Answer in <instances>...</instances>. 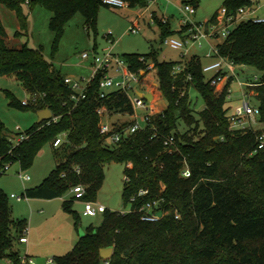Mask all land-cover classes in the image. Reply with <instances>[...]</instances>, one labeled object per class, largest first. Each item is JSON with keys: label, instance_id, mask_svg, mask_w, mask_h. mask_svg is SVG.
Instances as JSON below:
<instances>
[{"label": "trees", "instance_id": "16d2710c", "mask_svg": "<svg viewBox=\"0 0 264 264\" xmlns=\"http://www.w3.org/2000/svg\"><path fill=\"white\" fill-rule=\"evenodd\" d=\"M123 1L129 9H143L151 0ZM102 2L0 0V5L15 14L23 32H17L16 38L27 35L26 9L39 5L49 11V26L57 48L65 26L77 15L83 17L87 29H96ZM191 5L196 8V0ZM243 7L251 4L246 0H224L221 9L236 16ZM218 20L216 13L207 23ZM155 21L162 41L186 30L174 32L170 23L162 24L156 15ZM6 38L0 20V78L13 76L30 96L29 105L24 107L7 93L11 105L34 113L49 110L52 119L21 133L27 136L23 142L11 138L0 121V171L14 164L21 171L29 170L45 146L53 149L55 140L66 135L61 147L53 149L54 169L40 186L25 190L22 197L51 201L82 185L86 189L84 200L96 202L104 182V167L117 163L126 166L124 206L128 207L139 191H148L133 206L162 199L171 211L158 223H145L138 214L120 216L107 211L101 225L89 227L72 252L55 259L57 264H264V150L257 149V136L264 134V23L240 22L218 45L220 56L236 68H253L259 73L258 86L247 90L258 103L261 130H230L227 101L233 78L217 91L211 84L214 77L206 78L197 56L166 62L159 61L153 52L150 58L166 108L152 117L151 127L123 138L117 145L106 144L100 135L96 111L105 108L111 115H131L133 110L126 95L111 92L101 98L100 73L87 87L85 98L75 104L71 100L74 92L65 84V77L41 50L27 44L11 49ZM122 58L134 72L145 67L146 59L141 62L140 55ZM180 64L184 69L175 74L174 69ZM191 89L204 103L199 112L190 99ZM170 137L174 138L176 151L167 150L164 145ZM185 165L189 178L182 177ZM70 203L66 202L64 209L73 215L77 228L79 217ZM25 227V221L12 219L8 198L0 191V260L21 264L14 244ZM108 247H113V253L104 260L100 252Z\"/></svg>", "mask_w": 264, "mask_h": 264}, {"label": "rangeland", "instance_id": "374dc122", "mask_svg": "<svg viewBox=\"0 0 264 264\" xmlns=\"http://www.w3.org/2000/svg\"><path fill=\"white\" fill-rule=\"evenodd\" d=\"M192 2L193 0H157L147 9L113 10L103 6L98 14L96 29H87L83 17L77 15L65 26L64 33L57 43V48H54V34L49 26L52 15L39 5L31 10L26 9L29 23L26 36L15 37L17 32H22L21 28L15 14L2 5H0V20L7 34L5 42L9 48L20 49L23 44H27L29 48L41 50L45 59L53 64L55 70L62 76H69L79 81L83 78L84 80L90 79L88 71L90 65L88 61L82 59V54L91 53L95 51L94 48H97L98 53H102L104 49L113 47V52L120 57L130 54L140 55L146 59L148 64H153L150 58V54L153 52L156 53L159 61H179L180 52L172 50L162 41L159 26L157 23L150 24L149 15L155 13L159 19L162 16L168 18L171 28L177 30L182 18L179 9L186 4L194 7L191 5ZM196 2L195 14L189 18L194 24L203 25L221 10L224 0H196ZM260 4H264V0H261ZM139 15L140 19L137 20ZM133 26L138 30L136 34L129 32L130 27ZM108 33L112 34V43L105 38ZM206 51H208L206 45L200 48L194 46L186 59L196 55L204 67L208 66L214 60H207L204 57ZM234 75L231 95L227 101L229 116L233 115L234 109L240 106L243 100L252 107L258 105L254 97L242 95L238 81L251 80L260 76L259 73L253 68L237 67L234 69ZM205 76L207 79H212L214 72L206 73ZM142 84V86L133 85L136 92L144 94L148 90L153 94L152 103L155 111L164 110L166 103L161 98L158 87L157 89L152 87V84H157L155 68L142 81ZM217 88L218 90L221 89L220 86ZM7 93L21 103L29 100L30 96L13 76L0 78V121L4 124L8 135L15 139L13 134L24 133L37 124V116L32 110L13 107ZM189 95L195 105V110L197 112L203 110L204 103L198 93L191 89ZM139 116H142V113L139 112ZM102 121L108 125L126 127L131 124L132 119L129 115H111L109 118L104 117ZM252 129L254 131L262 129L258 119L252 124ZM106 144L109 145L108 142ZM53 149L50 146H45L29 170L21 171L19 165L14 164L0 176V191L8 198L12 219L15 221L25 219L28 230L34 228L40 234L42 242L40 249L47 256L30 257L34 264H37L38 259L46 264L50 259L55 260L69 254L89 227L97 228L102 223V215L84 216L83 203L73 200L71 190L61 199L51 201L33 200L30 203V200L22 197L25 190L40 186L54 169L56 161L53 156ZM125 168V165L117 163H110L104 167V182L97 194L96 203L103 205L113 213L128 209L124 206L123 201ZM19 174L28 175L30 181L22 183ZM11 195L21 197L20 201L11 199ZM66 202H71V210L79 217L77 228L73 215L64 209ZM41 209H43V213H39ZM31 215H34L32 221L30 220ZM12 233L14 235V231ZM60 247H64L63 251L58 250ZM14 249L18 251L20 257L23 258L26 255L25 246L18 242H15ZM4 264L7 263L4 262Z\"/></svg>", "mask_w": 264, "mask_h": 264}, {"label": "built area", "instance_id": "2783aa9c", "mask_svg": "<svg viewBox=\"0 0 264 264\" xmlns=\"http://www.w3.org/2000/svg\"><path fill=\"white\" fill-rule=\"evenodd\" d=\"M157 0H151L147 6L150 7L151 4H155ZM251 4V6L256 2V0H246ZM104 7L113 9V10H123L128 9L129 6L123 0H103L102 2ZM146 8V9H147ZM251 7H243L237 11L236 16H229L225 9H221L218 12L219 20L217 23L209 24L205 23L203 25L194 24L189 16L195 14L194 7L190 5H184L181 7L180 13L182 18L180 20V26L183 29H186L184 35L181 39H176L173 37L165 39L164 43L169 46L172 50L180 52V60L184 61L188 56L189 52L192 50V47H202L207 45L209 50L205 55L206 58H212L214 60L208 66L203 67V72L209 73L214 72V78L211 81V84L216 87H219L222 84H226L230 78L235 79L234 69L236 68L233 63L222 58L219 54L218 45L222 44L230 35L234 26L243 21H252L256 24L264 23V19L260 18H251L248 15V11ZM140 17H137V20ZM150 24H156L155 14L151 13L149 15ZM160 22L164 25L169 23V19L162 16ZM129 32L136 34L138 32L137 28L130 27ZM106 40H109L112 43V34L108 33L105 36ZM215 43V44H213ZM82 59L84 61L91 60V76L90 79L84 80L81 79L76 81L72 78L66 77L64 82L70 87L74 92L71 96V100L77 104L85 98V93L87 87L90 83L98 76L102 74V80L99 84L100 86V97L104 98L111 92H120L126 95L132 106V114L129 117L132 119V122L129 126L126 127H117L115 125H108L103 123V118H109L111 114L105 108L97 109L96 113L100 119L99 129L100 135L103 139L111 145H117L122 141L123 138L131 136L137 132L144 131L145 129L151 127V119L158 112L155 111L154 104L144 100L138 96L139 92H136V89L133 85L142 86V81L149 76V74L154 70V64L145 63V67L137 72H134L130 69L129 65L124 61V59L113 52L112 48H107L102 51V53L91 52L83 53ZM144 61L143 58L140 60ZM184 67L182 64L178 65L174 69V73H180L183 71ZM225 74L224 76H218L219 74ZM153 85V84H152ZM238 85L241 89L247 90L251 87L258 86V78L254 77L251 81H238ZM153 87V86H152ZM143 94V93H142ZM144 94H151L146 92ZM152 100H153V94ZM231 95V89L228 90V99ZM245 97H251L250 93L243 94ZM24 107L29 105L28 100L22 103ZM139 112L142 113V116H139ZM124 116V115H120ZM259 117L258 107H252L248 102L243 100V103L240 106H237L234 109L233 115L229 116L231 128L230 130H253L252 124L257 121ZM256 119V120H255ZM143 123V125H142ZM21 134V133H20ZM66 135H61L53 143V148L58 149L64 143ZM27 139V136L21 134L18 137H15L16 142H23ZM164 145L167 150L176 151L175 141L173 137H170L164 141ZM173 149V150H172ZM257 149L264 150V134L257 136ZM10 168L6 166L4 171H0V176L8 171ZM79 174L80 171L78 170ZM183 178L190 177V171L187 165L182 172ZM19 179L24 182L29 181L28 175L19 174ZM148 191H139V193L132 197L129 201L128 209L122 212H116L120 216H125L128 214H138L141 218V221L145 223H158L162 221L167 215L171 213L170 210L166 209L164 206V200H150L143 204L140 207L133 206L136 204V199L144 198L147 196ZM71 195L74 201L83 203L84 206V216L87 217H96L97 215H103L108 210L101 204L91 201H85L84 197L86 195V189L82 185H78L71 189ZM12 199L20 201L21 197H16L15 195L11 196ZM175 219L179 218L177 211L173 212ZM28 235L29 230L26 226L23 229L22 236L19 238V244L26 245L28 244ZM21 264H34L33 260L25 255L23 258L20 257ZM46 264H57L54 259H50Z\"/></svg>", "mask_w": 264, "mask_h": 264}, {"label": "crops", "instance_id": "0c3cea01", "mask_svg": "<svg viewBox=\"0 0 264 264\" xmlns=\"http://www.w3.org/2000/svg\"><path fill=\"white\" fill-rule=\"evenodd\" d=\"M260 1L261 0H256V2L251 6L250 10L248 11V15L251 17V18H260V19H264V4H260ZM155 14V13H154ZM156 15V14H155ZM157 16V15H156ZM138 17V16H137ZM140 17V15H139ZM208 21H206L205 23H207ZM204 23V24H205ZM172 29V28H171ZM181 30V26L179 27V29L177 30H174L172 29V31L174 32H179ZM184 33L182 35H176L174 36L173 38H176V39H181L183 37ZM215 44V43H213ZM207 46V45H206ZM208 47V46H207ZM95 49V52H97V48H94ZM209 50V48H208ZM208 53V51H206L205 55ZM193 56H196V55H193ZM205 57V56H204ZM206 58V57H205ZM207 60H213L212 58L208 59L206 58ZM201 61V60H200ZM89 62V74L91 76V60H88ZM202 63V62H201ZM204 67V66H203ZM65 78L68 77V78H71L69 76H64ZM84 79V78H83ZM245 81H248V79H246ZM225 86V84H222L220 85L221 89H219V91L222 90V88ZM240 87V86H239ZM157 89V84H153V89ZM231 89V88H230ZM148 91V90H147ZM240 91L242 92V95L245 94V93H248V90H243V89H240ZM149 92V91H148ZM250 95H252L250 93ZM230 98V97H229ZM14 135V134H13ZM41 153V152H40ZM39 153V154H40ZM30 178V177H29ZM30 181V179H29ZM12 196V195H11ZM12 199V198H11ZM61 199V198H60ZM31 201L33 200H30V203ZM39 213H43V209L39 210ZM33 216L34 215H31L30 217V220L32 221L33 219ZM23 221H26L25 219ZM25 246V251H26V255H28L29 257H44L45 253L40 249L42 248V242H41V238H40V234L37 232V230H35L34 228H31L30 231H29V235H28V244L26 245H23ZM63 248L64 247H60L58 248V250L60 251H63ZM31 255H34V256H31ZM47 256V255H45ZM4 262H6L7 264H10L8 261L6 260H0V264H4ZM37 264H43V261L39 260L37 261Z\"/></svg>", "mask_w": 264, "mask_h": 264}, {"label": "water", "instance_id": "95a60500", "mask_svg": "<svg viewBox=\"0 0 264 264\" xmlns=\"http://www.w3.org/2000/svg\"><path fill=\"white\" fill-rule=\"evenodd\" d=\"M138 96L143 98L144 100L151 102L152 95L151 94H142L138 93ZM37 116V124H42L44 122H48L52 119V114L49 110H43L36 113ZM113 247H108L106 249L101 250L100 256L102 259L107 260L112 256Z\"/></svg>", "mask_w": 264, "mask_h": 264}]
</instances>
